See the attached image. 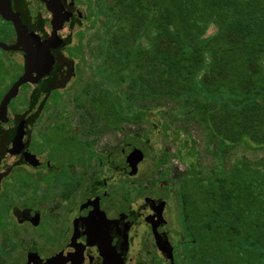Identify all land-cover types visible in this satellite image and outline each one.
I'll return each mask as SVG.
<instances>
[{
  "label": "trees",
  "instance_id": "obj_1",
  "mask_svg": "<svg viewBox=\"0 0 264 264\" xmlns=\"http://www.w3.org/2000/svg\"><path fill=\"white\" fill-rule=\"evenodd\" d=\"M94 4L104 19L95 41L105 82L125 84L123 99L139 117L200 129L216 162L208 176L191 166L178 178L184 240L175 264H264V158L224 164L238 145L264 149V0ZM95 90L81 94L96 102ZM106 99L104 117L123 122V107Z\"/></svg>",
  "mask_w": 264,
  "mask_h": 264
},
{
  "label": "flooded vegetation",
  "instance_id": "obj_2",
  "mask_svg": "<svg viewBox=\"0 0 264 264\" xmlns=\"http://www.w3.org/2000/svg\"><path fill=\"white\" fill-rule=\"evenodd\" d=\"M59 1L66 14L76 15L56 32L63 44L50 49L53 64L49 74L21 84L2 107L5 96L24 73L23 49L34 50L35 45L20 43L13 51L0 48V56L10 59V71L3 68L0 75V264H51L53 257L66 250L64 262L57 264H106L107 257L112 264H146L147 260L131 257V244L137 238L133 230L139 223L147 238L144 244L158 255L156 258L151 249L145 251L148 257L154 256L152 264H169L156 248L152 226L159 220L153 213L154 204L147 199L155 205L165 203L164 222L155 230L161 243L173 248L175 264L166 202L143 197L140 210L132 211L126 197L107 193L105 118L103 127L95 133L89 117L85 130L83 117L68 121L55 113L57 92L75 77L71 59L62 53L70 39L62 33L84 16L77 0ZM1 12H10L36 40L44 42L52 34L46 0H0V45L11 47L19 40L12 22ZM3 64L0 60V67ZM32 78H36L35 73ZM22 88V104L14 106ZM78 127L83 128L78 132ZM92 134L103 138L100 157L91 151ZM68 146L71 161L60 155ZM79 149L84 160L77 158ZM94 155L96 169L101 172L92 171ZM62 167L69 183L55 177ZM121 170L125 174L123 167ZM48 174L53 176L47 178ZM115 197L118 199L113 200Z\"/></svg>",
  "mask_w": 264,
  "mask_h": 264
},
{
  "label": "rangeland",
  "instance_id": "obj_3",
  "mask_svg": "<svg viewBox=\"0 0 264 264\" xmlns=\"http://www.w3.org/2000/svg\"><path fill=\"white\" fill-rule=\"evenodd\" d=\"M94 3L95 0H77V5L82 9L84 15L83 19L71 30L62 33L63 36L70 39L62 53L64 57L71 59L75 77L57 92L58 106L55 113L68 121L83 117V127L85 126L84 129L86 130L89 123L86 110H89L91 112L90 122L94 124L92 130L95 133L103 127L104 118L105 125L106 123L108 126L111 125V129L105 127V130L108 129L105 132V179L109 188L107 193L118 195L120 199L122 195L126 197L125 199H128V205L132 211L140 210L138 207L142 206L143 197L164 200L166 202L165 216L168 221L170 241L175 248L176 259L180 252L178 245L184 240L176 198L178 178L187 174L191 166L202 176H208L215 169L216 162L204 151L203 132L200 129L193 125L178 128L180 127L179 124L168 122L167 118L164 117H154L155 115L152 116V113L147 114V117H139L140 109L132 104L128 106L123 99L125 84L116 86L110 82H105L102 51L98 49L99 45L95 41L96 36L99 35L97 30L104 19L97 13ZM213 33L214 28H209L207 34ZM0 60L4 61L3 66L0 67L1 75L3 68L10 71L8 61L10 59L0 56ZM86 86L96 87V90L92 91V96L97 99L96 102L81 94L82 89ZM105 92L125 110L127 117H121L123 122L116 123L114 119L104 117L105 104L108 102L107 99L105 100ZM22 94L23 88L13 101L14 106L22 104ZM78 105H82L86 109H79ZM137 113L138 117H134ZM44 128H40L41 131ZM81 128L78 127V132ZM78 139V146H80V135ZM89 139L92 141L91 151L96 156H102V136L92 134ZM136 150L142 152L143 160L137 165L136 175L128 177L121 170L124 164V156L127 153H135ZM60 155H66L67 160L71 161L70 146ZM77 156L78 160H84V154L80 149ZM96 156L92 160L93 164L96 161ZM263 158L264 149L252 145H238L229 150L224 164L228 168L236 161L258 162ZM92 171L93 173L101 172V169H96L94 164ZM65 172V168L62 167L55 177L61 182L69 183L70 181L65 179ZM52 176V174H48L46 177ZM133 233L137 235V238H134L131 244V257L147 260L146 264H152L154 256L158 258V255L153 248L144 244L147 238L142 223L135 227ZM150 249L155 255L148 257L145 251ZM175 262L177 261L175 260Z\"/></svg>",
  "mask_w": 264,
  "mask_h": 264
},
{
  "label": "water",
  "instance_id": "obj_4",
  "mask_svg": "<svg viewBox=\"0 0 264 264\" xmlns=\"http://www.w3.org/2000/svg\"><path fill=\"white\" fill-rule=\"evenodd\" d=\"M46 8L51 13V25H52V34L46 41H40L36 40L33 36L27 34L26 30L21 26L20 22L17 19H13L10 15V12L3 13V16L6 20H9L12 22L17 34L19 35V40L17 42V45L11 46V47H5L3 45H0V48H2L5 51H13L16 50L18 45L20 43L30 45L31 43L35 45L34 50H28L27 48L23 49V52L25 53V64H24V73L19 78V80L14 84L12 89L8 92V94L5 96L1 107L6 105L7 101L12 98L15 95V92L17 88L25 83V82H32L33 80H36L37 78H40L43 75H48L49 71L51 70L52 64H53V57L50 54V49H54L57 47H60L63 44V41L57 38L56 32L60 30L65 22H68L72 16H75L76 14H66L60 5L59 0H46ZM38 39V38H37ZM32 44L30 46H32ZM264 62V59H263ZM36 74V78H32V74ZM143 160V154L141 151L136 150L135 153H127L124 156V166L123 170L125 174L128 177H133L137 173V165ZM151 201L152 204H154L153 213L158 218V222L155 223V225L152 226V232L153 237L155 240L156 248L159 252L163 253L165 255V258L167 261H169V264H174V257H173V248L167 244V243H161L160 237L156 233V226L159 224H162L164 221L162 219V213L164 210L165 203L162 201L155 205V203L152 200H146ZM68 251L62 252L60 255H57L53 257L50 261L51 264H57L59 262H64L63 257ZM108 258V257H107ZM105 258L106 264H112L113 261L111 259ZM30 264V262L28 263Z\"/></svg>",
  "mask_w": 264,
  "mask_h": 264
}]
</instances>
